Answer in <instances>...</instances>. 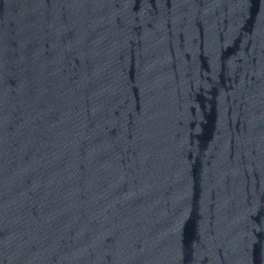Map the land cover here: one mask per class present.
<instances>
[{"label":"water","instance_id":"water-1","mask_svg":"<svg viewBox=\"0 0 264 264\" xmlns=\"http://www.w3.org/2000/svg\"><path fill=\"white\" fill-rule=\"evenodd\" d=\"M0 264H264V0H0Z\"/></svg>","mask_w":264,"mask_h":264}]
</instances>
